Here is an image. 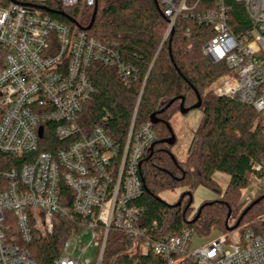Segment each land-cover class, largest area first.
<instances>
[{
	"label": "built area",
	"instance_id": "2783aa9c",
	"mask_svg": "<svg viewBox=\"0 0 264 264\" xmlns=\"http://www.w3.org/2000/svg\"><path fill=\"white\" fill-rule=\"evenodd\" d=\"M49 2L77 13L97 4H0L5 53L0 70V153L18 161L0 172V264H36L27 244L34 235L52 233L56 217L76 228L55 264H91L83 259L87 248L79 238L85 229L96 246L94 264H102L111 230L153 251L163 264H264V198L255 205L260 204L259 211L244 217L237 228L221 231L195 248L196 228L165 233L158 222H146L144 207L137 203L145 192L141 169L157 135L152 123L135 128L142 89L122 144L103 126L84 128L80 122L96 92L89 73L94 62L116 67L125 85L136 78V69L114 46L52 17L43 8H50ZM157 2L168 19L165 38L178 20L207 28L203 53L212 64L227 69L212 84L215 94L252 107L261 117L264 137V0ZM185 34H191V27ZM41 144L48 149L39 151ZM249 178L264 196V160L252 163Z\"/></svg>",
	"mask_w": 264,
	"mask_h": 264
},
{
	"label": "trees",
	"instance_id": "16d2710c",
	"mask_svg": "<svg viewBox=\"0 0 264 264\" xmlns=\"http://www.w3.org/2000/svg\"><path fill=\"white\" fill-rule=\"evenodd\" d=\"M5 3L8 0H0V4ZM48 5L78 20L76 9L63 8L57 2ZM96 5V18L88 34L114 46L121 59L136 69V78L125 85L116 67L94 62L89 73L96 92L83 108L82 126L101 125L114 141L122 144L127 138L141 89L135 128L151 123L153 113L176 99L158 114L162 122L152 124L157 135L156 145L153 154L150 157L147 154L142 164L145 192L137 203L144 207L146 222H158L159 229L165 233H178L183 228H196L203 234H209L212 228L226 231V222L231 217L228 218V214L236 207L240 190L250 183L252 163L264 160L260 115L248 105L208 90L226 75L227 69L222 64H212L204 55L202 46L209 37L205 26L178 20L173 33L165 38L168 19L163 6L155 0H97ZM94 9L84 10L82 20H78L79 28L89 25ZM50 15L74 28L65 17ZM186 27H191L190 35L185 34ZM4 55L0 44V70L4 67ZM196 92L202 98L203 121L187 159L181 162L175 157L173 160L170 147L160 142L170 136L166 123L171 125L170 118L179 108L181 98L186 107L197 103ZM47 149L41 144L39 151ZM17 163L14 157L0 153V172ZM217 171L230 176L221 201L203 203L197 221L187 223L192 205V179L216 189L218 185L213 175ZM177 187L187 188L179 198V206H171L158 198L161 191ZM258 210L254 206L246 217ZM75 228L68 219L56 217L52 233L34 235L27 247L36 264H55ZM102 264H163V260L153 251L136 245L135 240L123 232L111 230Z\"/></svg>",
	"mask_w": 264,
	"mask_h": 264
},
{
	"label": "rangeland",
	"instance_id": "374dc122",
	"mask_svg": "<svg viewBox=\"0 0 264 264\" xmlns=\"http://www.w3.org/2000/svg\"><path fill=\"white\" fill-rule=\"evenodd\" d=\"M83 14L84 11L82 10L77 13V18L79 21L82 20ZM208 90H211L215 94V90L212 87V85L208 88ZM203 117H204V113L202 108L192 109L188 113L183 114L180 111V107H179L172 114L170 118V122L172 129L176 135V142L171 146L168 145L167 146L170 147L171 153L179 161L182 162L187 159L190 150L193 146L197 129L203 121ZM213 179L218 185L216 189L208 185L198 184L195 181V179H192L193 201H192L191 209L187 214L188 220H191L195 217L197 211L199 210L200 206L203 203L212 202V201H216V202L221 201L220 199L223 197L225 190L229 184L230 176L225 172L217 171L214 173ZM186 190H187L186 187H177L174 189L163 190L159 193V197L165 200L169 204H174L179 201L181 194ZM261 194L262 192L257 187L256 182L250 180L249 185L240 190L237 205L235 208L231 209L232 215L228 221V225L230 227L234 226L237 223L238 219L240 218L242 212L254 200H256L259 196H261ZM257 207L259 208L260 204L257 205ZM219 229L223 230V228H219ZM199 233L196 232L193 235V243H192L193 248L220 236L221 231L212 228L209 234H203L200 231ZM79 238L81 240V243L87 248L83 255V259L84 260L89 259L91 264H94V258L96 255V246L95 243L92 241L90 230L85 229L82 233L79 234Z\"/></svg>",
	"mask_w": 264,
	"mask_h": 264
},
{
	"label": "water",
	"instance_id": "95a60500",
	"mask_svg": "<svg viewBox=\"0 0 264 264\" xmlns=\"http://www.w3.org/2000/svg\"><path fill=\"white\" fill-rule=\"evenodd\" d=\"M155 2L158 4V2H157V0H155ZM159 5V4H158ZM46 11H48V12H50V13H53V14H57V15H61V16H63V17H65L68 21H70L71 23H73V24H75V25H77L78 27H80V24H79V22H78V20H76L74 17H72V16H70L69 14H67L65 11H61V10H53V9H51V8H48V7H43ZM97 10H98V6L96 5L95 6V9H94V11H93V14H92V18H91V21H90V23H89V25L87 26V27H82V29L83 30H89V29H91L92 28V26H93V24H94V21H95V18H96V14H97ZM173 33V32H172ZM197 93V98H198V101H197V103L196 104H194V105H192V106H189V107H186L185 106V100H184V98H181L180 100H181V102H180V111L183 113V114H185V113H188L190 110H192V109H196V108H201V106H202V98H201V95L198 93V92H196ZM176 99H174V100H172V101H170L163 109H161L160 111H158V112H155V113H153L152 115H151V117H150V122L152 123V124H158V123H160V122H162V120L158 117V114H161L162 112H164L169 106H171L173 103H174V101H175ZM166 125H167V127H168V130H169V132H170V136L168 137V138H165V139H162L160 142L161 143H166V144H168V145H173V144H175V142H176V135H175V133H174V131H173V129H172V126L169 124V123H166ZM155 145H156V143H154L153 145H152V147H151V153H150V155H149V157L153 154V152H154V147H155ZM171 155H172V158H173V160H176V158H175V156L171 153ZM161 201H164L163 199H161L160 197H158ZM264 198V196H261V197H259V198H257L256 200H254L243 212H242V214H241V216H240V218L238 219V221H237V223L234 225V226H232V227H230L229 225H228V220H227V222H226V227H227V230H233V229H235V228H237L239 225H240V223H241V221L243 220V218L248 214V212L257 204V203H259L262 199ZM193 201V196H192V198H191V202ZM181 204V201H178L176 204H170L171 206H173V205H176V206H179ZM201 210H202V208H199V210H198V212H197V215L193 218V219H191V220H187V223H189V224H193V223H195L196 221H197V219L199 218V216H200V214H201ZM231 216V211L229 212V214H228V218Z\"/></svg>",
	"mask_w": 264,
	"mask_h": 264
},
{
	"label": "flooded vegetation",
	"instance_id": "af4514ba",
	"mask_svg": "<svg viewBox=\"0 0 264 264\" xmlns=\"http://www.w3.org/2000/svg\"><path fill=\"white\" fill-rule=\"evenodd\" d=\"M164 144H166V143H164ZM166 145H168V144H166ZM168 146H170V145H168Z\"/></svg>",
	"mask_w": 264,
	"mask_h": 264
}]
</instances>
